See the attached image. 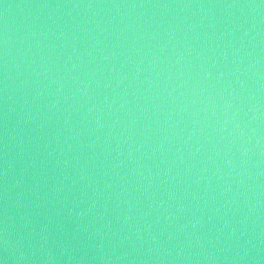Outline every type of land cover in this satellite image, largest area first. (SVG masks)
Here are the masks:
<instances>
[{
    "label": "water",
    "instance_id": "1",
    "mask_svg": "<svg viewBox=\"0 0 264 264\" xmlns=\"http://www.w3.org/2000/svg\"><path fill=\"white\" fill-rule=\"evenodd\" d=\"M0 264H264V0H0Z\"/></svg>",
    "mask_w": 264,
    "mask_h": 264
}]
</instances>
